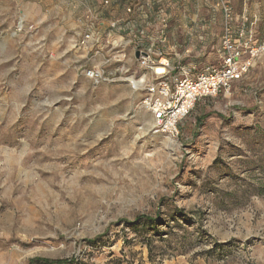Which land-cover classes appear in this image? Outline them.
Wrapping results in <instances>:
<instances>
[{"label":"rangeland","instance_id":"374dc122","mask_svg":"<svg viewBox=\"0 0 264 264\" xmlns=\"http://www.w3.org/2000/svg\"><path fill=\"white\" fill-rule=\"evenodd\" d=\"M80 1L0 0V264H264V0H230L263 49L176 136L141 105L140 55L171 80L218 65L217 1L131 0L127 29Z\"/></svg>","mask_w":264,"mask_h":264},{"label":"built area","instance_id":"2783aa9c","mask_svg":"<svg viewBox=\"0 0 264 264\" xmlns=\"http://www.w3.org/2000/svg\"><path fill=\"white\" fill-rule=\"evenodd\" d=\"M216 1L227 23L221 38V60L218 65H205L197 73H193L191 69H183L179 76L171 80L168 77L171 71L169 61L160 60L157 63L150 52H143L140 55L141 65L152 70L155 76L153 81L146 82L143 87L145 92L141 105L152 114L158 131L171 136L178 135L179 123L187 117L196 102L201 98L216 96L233 81L241 79L263 49V46L251 45L254 38L253 27L243 28L238 36L233 35L230 26L235 20V14L231 1ZM127 10L131 11V7ZM116 24V22L111 23L112 26ZM89 39L90 34H86L82 43H86ZM160 66L164 69L162 73H158ZM85 74L94 82L109 80L102 69L91 68L86 70Z\"/></svg>","mask_w":264,"mask_h":264},{"label":"crops","instance_id":"0c3cea01","mask_svg":"<svg viewBox=\"0 0 264 264\" xmlns=\"http://www.w3.org/2000/svg\"><path fill=\"white\" fill-rule=\"evenodd\" d=\"M72 2V6L77 9L79 6H81L80 0H70ZM92 6L89 8V11L97 12L98 9H100L101 12H105V14H117L119 17L116 19L117 22H121L120 24L124 25L125 28L131 27L132 24V18L126 16L125 8L127 5L131 4V0H91ZM129 20V21H128ZM250 20L252 21V17L250 16ZM111 21H99L98 23L93 22L94 29H97L100 31L102 28H107L106 26H109ZM250 23H248L247 27H249ZM256 33V30H255Z\"/></svg>","mask_w":264,"mask_h":264},{"label":"bare ground","instance_id":"6f19581e","mask_svg":"<svg viewBox=\"0 0 264 264\" xmlns=\"http://www.w3.org/2000/svg\"><path fill=\"white\" fill-rule=\"evenodd\" d=\"M162 61H166V59H164L163 58V60ZM164 71V69H163V67H158V73H162ZM133 80V83L135 84V85H139L142 81H144V79H142V80H135V79H132Z\"/></svg>","mask_w":264,"mask_h":264},{"label":"trees","instance_id":"16d2710c","mask_svg":"<svg viewBox=\"0 0 264 264\" xmlns=\"http://www.w3.org/2000/svg\"><path fill=\"white\" fill-rule=\"evenodd\" d=\"M45 262H47V263H48V261H45Z\"/></svg>","mask_w":264,"mask_h":264}]
</instances>
